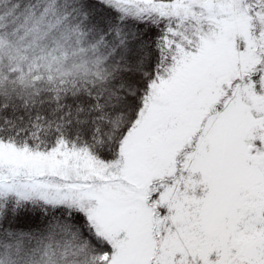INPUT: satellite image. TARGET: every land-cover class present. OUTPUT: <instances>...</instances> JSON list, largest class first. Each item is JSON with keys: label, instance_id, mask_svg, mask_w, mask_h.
Segmentation results:
<instances>
[{"label": "snow or ice", "instance_id": "6c2138e0", "mask_svg": "<svg viewBox=\"0 0 264 264\" xmlns=\"http://www.w3.org/2000/svg\"><path fill=\"white\" fill-rule=\"evenodd\" d=\"M0 264H264V0H0Z\"/></svg>", "mask_w": 264, "mask_h": 264}]
</instances>
